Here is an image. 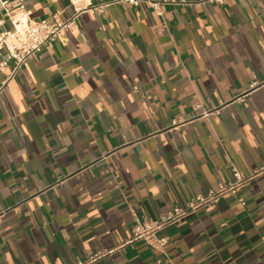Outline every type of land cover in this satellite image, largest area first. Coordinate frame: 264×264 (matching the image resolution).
I'll use <instances>...</instances> for the list:
<instances>
[{
	"label": "crops",
	"instance_id": "0c3cea01",
	"mask_svg": "<svg viewBox=\"0 0 264 264\" xmlns=\"http://www.w3.org/2000/svg\"><path fill=\"white\" fill-rule=\"evenodd\" d=\"M0 0L65 30L16 70L0 48V264H264V175L167 230L175 205L264 164V0ZM175 120L178 123L174 125Z\"/></svg>",
	"mask_w": 264,
	"mask_h": 264
},
{
	"label": "built area",
	"instance_id": "2783aa9c",
	"mask_svg": "<svg viewBox=\"0 0 264 264\" xmlns=\"http://www.w3.org/2000/svg\"><path fill=\"white\" fill-rule=\"evenodd\" d=\"M74 4L85 0H72ZM91 5L93 0H88ZM117 2L128 3L134 6L148 4L153 7L157 14L162 15L161 1L159 0H116ZM166 1V0H165ZM222 1V0H216ZM110 3H105L92 8H78L77 13L68 19H62L57 15L52 18L33 20L23 6H19L9 16L14 24V29L0 33V48H7L8 58L15 59L16 70L23 64L25 59L33 54L41 52L50 43L67 29H73L77 25V17L83 10L87 9L95 14H100ZM7 66V61L1 63L0 68ZM2 88H0V91ZM178 123L175 120L174 125ZM233 180L227 184H220L218 188L201 193L189 200L185 205H175L158 219H142L138 213H134V227L132 236L124 245L143 241L151 248L163 250L169 243L170 237L167 230L171 226L178 224L183 219L195 214L199 209L214 205L224 198L236 194L240 189L247 186L257 176L264 175V164L256 167L250 175H243L234 166ZM114 250H100L91 254L87 259H79L77 264H93L104 256L111 254Z\"/></svg>",
	"mask_w": 264,
	"mask_h": 264
}]
</instances>
